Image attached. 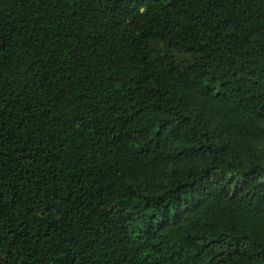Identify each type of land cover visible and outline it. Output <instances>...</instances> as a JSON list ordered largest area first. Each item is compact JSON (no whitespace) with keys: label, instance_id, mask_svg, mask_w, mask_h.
I'll return each mask as SVG.
<instances>
[{"label":"trees","instance_id":"16d2710c","mask_svg":"<svg viewBox=\"0 0 264 264\" xmlns=\"http://www.w3.org/2000/svg\"><path fill=\"white\" fill-rule=\"evenodd\" d=\"M0 264H264V0H0Z\"/></svg>","mask_w":264,"mask_h":264}]
</instances>
